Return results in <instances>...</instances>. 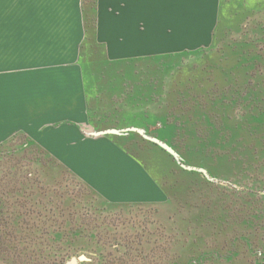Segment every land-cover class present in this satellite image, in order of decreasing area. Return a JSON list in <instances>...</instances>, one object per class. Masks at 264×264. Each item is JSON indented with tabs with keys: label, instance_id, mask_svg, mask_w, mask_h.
<instances>
[{
	"label": "crops",
	"instance_id": "obj_1",
	"mask_svg": "<svg viewBox=\"0 0 264 264\" xmlns=\"http://www.w3.org/2000/svg\"><path fill=\"white\" fill-rule=\"evenodd\" d=\"M222 1L96 0L93 31L83 0H0V144L24 133L111 203L164 201L124 148L133 131L95 134L151 130L124 118L118 86L112 78L103 86L95 69L212 46Z\"/></svg>",
	"mask_w": 264,
	"mask_h": 264
},
{
	"label": "trees",
	"instance_id": "obj_2",
	"mask_svg": "<svg viewBox=\"0 0 264 264\" xmlns=\"http://www.w3.org/2000/svg\"><path fill=\"white\" fill-rule=\"evenodd\" d=\"M226 5L227 1L223 0L221 16L214 33L215 45H221V38L230 27ZM83 10L87 30L92 27L95 31L96 0H83ZM242 55L243 53L234 52L233 47L224 45L213 60L206 61L203 69L207 67V70L202 69L187 79L171 85L164 111L153 116L157 119L154 126L159 129L162 120H168V105L172 107L175 103L180 105V98L184 101V107H188L189 114L184 113L181 125H178L180 127L176 125L173 130V141L147 129L151 135L172 145L181 154L184 162L204 166L213 176H218V172L212 165V156L218 153L219 147H222L221 154L227 160L231 159L237 146V138L243 139L241 144L248 145L253 138L254 144L259 148L258 151L264 154V137L256 135L264 134L263 87H260L257 93L251 90L253 93L249 95L247 103H251L248 105L250 109L238 121L236 108L240 100L234 95L235 88L229 94L222 92V89L228 86L230 89L233 88L232 86L236 84L234 80L240 85L250 86V71L254 66L251 65L252 62L239 60ZM237 75L239 79L236 78ZM251 105L257 110H251ZM143 126L151 128L150 124ZM127 139L124 148L142 162L177 207L178 219L174 227L178 242L173 254L156 257L146 255L127 259L126 262L120 258L121 264L259 262L255 260L256 245L252 241L258 236L255 226L264 218V213L261 214L257 208L254 209V200L213 198L207 191L214 184L202 173L183 169L170 153L137 132L131 133ZM16 141L20 142H17L15 151L17 153L14 155H27L29 162L37 164L39 169L32 172L30 163L29 169L15 165L8 174L0 177V262L58 264L57 258L61 257L62 261L67 259L65 258L67 256L72 257L85 251L93 252L94 246L95 252L100 253L101 242L94 241L102 225L91 219L88 213L73 208V201L76 200L68 192L61 191L57 184L59 175L72 174L80 178L24 133H17L0 144V153L6 146ZM220 142L222 144H219ZM190 149L193 150L188 155ZM248 153H251V148H248V151L245 148L244 154ZM32 175L33 177H30ZM80 180L109 205L143 204L111 203L88 183ZM184 236H189V240H185ZM208 237L212 242H209ZM213 241L217 242L214 244ZM150 242V240L138 242V247L142 246L144 250L157 249L156 246L151 248ZM122 247L127 251L132 250L133 242L123 243ZM261 255L262 260L264 253ZM101 259L104 264L103 256Z\"/></svg>",
	"mask_w": 264,
	"mask_h": 264
},
{
	"label": "rangeland",
	"instance_id": "obj_3",
	"mask_svg": "<svg viewBox=\"0 0 264 264\" xmlns=\"http://www.w3.org/2000/svg\"><path fill=\"white\" fill-rule=\"evenodd\" d=\"M226 1L227 5L225 8L230 27L225 31V36L221 38V45L213 44L196 51L162 55L156 58L147 57L135 62H109L103 73L95 69V74L101 76V80L106 79L103 80V86L111 78V81L114 82V87L118 86L119 94H114L116 101L114 100L113 102L119 105L120 103L126 104V116L124 115L126 120L128 119L132 122L142 120L144 124L151 125L153 132L159 133L168 138V140L173 141V130L178 125H181V120L185 116L184 113L186 115L189 114L188 107H184V101L180 98L181 104L179 105L175 103V99L173 107L169 106L167 102L168 120H162V125L159 129L154 126L157 119L153 115H160L164 111L165 100L170 95L172 84L179 83V81L187 79L188 76L201 71L206 61L213 60L224 45L233 47L236 53H243L239 60L252 62L251 65L254 66L250 71V86L240 85L237 80H234L236 84L232 86L233 88L230 89L228 86L222 89L223 94H229L235 88L234 95L240 100L236 108L237 121L250 109L248 105L251 103H247L250 98L249 95L251 96V93H253L251 90L257 93L256 91L263 87L264 94V0ZM98 69L100 70V66H98ZM205 69L207 70L208 68L206 67ZM236 78L239 79V76L237 75ZM117 81L121 85H115ZM252 109L257 110L251 105ZM119 111H123L122 108L119 107ZM256 135L264 137L263 133L262 135ZM242 140V138H237V146L234 148V153L231 150L233 153L231 159L227 160L221 154L223 152L222 147H219L218 153L212 156V165L218 172V176L210 174L214 178L210 180L214 185L208 189L207 193L213 198L219 197L221 199L224 197L226 200H234L235 198L254 200V209L257 208V211L259 210L258 212L263 214L264 154L258 151L259 148L254 144L253 138V142L251 141L249 145L246 143H243L244 145L241 144ZM17 142L19 143L20 141H16V143L8 145V147L6 146V149L0 153V177L8 174L15 165L25 167L24 169L30 168L27 155H14L17 153L15 152L17 150ZM219 144L222 143L220 142ZM245 148H247V151L248 148H251V153L245 155ZM190 150L191 152L188 155L192 153L193 149ZM9 153L11 156H9ZM237 161L239 164H233ZM38 169L37 164H32V172ZM30 177H33V175ZM57 182L61 191L68 192L76 200V202L73 201V208H78L79 211L88 213L91 219L102 225L94 241L97 242L98 240L101 242L99 244L101 246L100 253L95 252V246L92 248L93 252H81L80 254H86L89 259L79 264H102V256L104 264H121L120 258H123V262H126L127 259L146 257V255L156 257L175 252V245L178 239L175 236L176 230L174 226H176L178 215H176L177 207L171 199L166 198L161 202L138 205L115 206L102 201L95 192L72 174L59 175ZM179 212L183 213L182 210H179ZM255 231L258 235L252 241L256 245L255 260H259L257 264H264V258L262 259L263 262L261 260V254L264 253V218L257 223ZM255 231L252 229V233ZM184 237L185 240H189V236ZM144 240H150L152 242H150L151 248L156 246L157 249L144 250L142 246L138 247V242H144ZM208 240L212 242L210 237H208ZM128 242H133V248L127 251L125 247H122V244ZM213 242L215 244L217 241ZM165 249L169 250L166 251ZM65 258L67 259L62 261H60L61 257L57 258V263L66 264V261L71 257L67 256ZM0 264L2 263L0 262ZM252 264H255V262Z\"/></svg>",
	"mask_w": 264,
	"mask_h": 264
},
{
	"label": "water",
	"instance_id": "obj_4",
	"mask_svg": "<svg viewBox=\"0 0 264 264\" xmlns=\"http://www.w3.org/2000/svg\"><path fill=\"white\" fill-rule=\"evenodd\" d=\"M131 131L139 133L145 139H147L149 141H152V142L156 143L157 145H159L160 147H162L163 149H165L168 153H170L175 158L177 163L182 168H184L185 170L197 171V172L202 173L209 180H213L214 179L210 175L209 171L206 168L185 163L183 161V158H182L181 154L172 145H170L165 140H162L161 138H159L157 136L149 134L142 127L130 126V127L123 128V129L112 128V129H107V130H103V131H95V134L96 135H101V134H123V133H128V132H131ZM88 259H89L88 256L86 254L82 253L80 255L72 256L70 259H68L66 261V264H79L80 262L88 260Z\"/></svg>",
	"mask_w": 264,
	"mask_h": 264
}]
</instances>
